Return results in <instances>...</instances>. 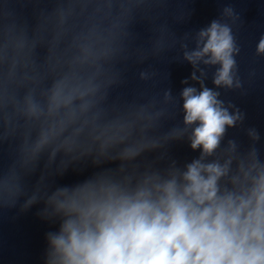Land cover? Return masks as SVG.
<instances>
[{"label":"water","instance_id":"water-1","mask_svg":"<svg viewBox=\"0 0 264 264\" xmlns=\"http://www.w3.org/2000/svg\"><path fill=\"white\" fill-rule=\"evenodd\" d=\"M215 19L232 26L242 88H216L218 66L197 67L244 120L204 162L231 156L234 171L253 147L264 161V0H0V264H43L47 233L59 230L48 204L58 189L101 175L134 186L200 158L181 95L200 84L184 52ZM129 149L138 154L123 158Z\"/></svg>","mask_w":264,"mask_h":264},{"label":"clouds","instance_id":"clouds-1","mask_svg":"<svg viewBox=\"0 0 264 264\" xmlns=\"http://www.w3.org/2000/svg\"><path fill=\"white\" fill-rule=\"evenodd\" d=\"M222 16L232 24L239 19L231 7ZM196 45L184 58L196 69L191 79L200 90L185 87L181 95L184 124L195 125L190 147L201 150L200 158L168 178L145 174L134 186L130 177L116 183L101 175L58 189L48 204L59 230L47 233L43 264H264V161L258 149L236 159L234 171L231 156L204 162L244 113L230 112L235 106L226 107L220 92L205 86L206 73L197 66H218L216 88L240 89L235 57L241 49L231 24L220 19L197 33ZM256 55L264 56V35ZM248 135L259 140L255 129ZM228 145L234 151L235 142ZM137 154L129 149L123 158Z\"/></svg>","mask_w":264,"mask_h":264}]
</instances>
